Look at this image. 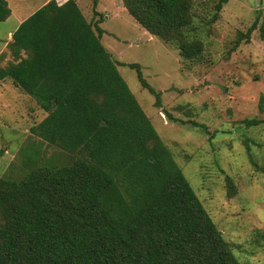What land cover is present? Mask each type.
<instances>
[{
    "label": "trees",
    "instance_id": "16d2710c",
    "mask_svg": "<svg viewBox=\"0 0 264 264\" xmlns=\"http://www.w3.org/2000/svg\"><path fill=\"white\" fill-rule=\"evenodd\" d=\"M193 2L122 0L190 62L203 50ZM226 2L214 3L209 23ZM9 14L0 0V21ZM103 32L75 0H49L12 32V59L0 54V82L10 79L46 113L30 132L71 156L0 179V264H241L117 65L135 69L156 102L159 91L139 64L112 58ZM257 237L264 243V230Z\"/></svg>",
    "mask_w": 264,
    "mask_h": 264
},
{
    "label": "rangeland",
    "instance_id": "374dc122",
    "mask_svg": "<svg viewBox=\"0 0 264 264\" xmlns=\"http://www.w3.org/2000/svg\"><path fill=\"white\" fill-rule=\"evenodd\" d=\"M47 1L8 0L10 14L0 21L4 61L12 59L9 34ZM75 1L103 29L101 42L112 58L139 64L159 91L156 102L135 69L117 65L234 256L241 264H264L257 237L264 230V0H227L213 23L217 0H194L203 50L191 62L142 28L122 0ZM45 115L10 79L0 82V179L19 181L35 167L71 162L68 153L30 132Z\"/></svg>",
    "mask_w": 264,
    "mask_h": 264
},
{
    "label": "crops",
    "instance_id": "0c3cea01",
    "mask_svg": "<svg viewBox=\"0 0 264 264\" xmlns=\"http://www.w3.org/2000/svg\"><path fill=\"white\" fill-rule=\"evenodd\" d=\"M19 25V24H18ZM12 34V33H11ZM11 34H9V39H11ZM5 46H6V43L5 42H3V44H2V47L0 48V54L2 53V52H4V48H5Z\"/></svg>",
    "mask_w": 264,
    "mask_h": 264
}]
</instances>
